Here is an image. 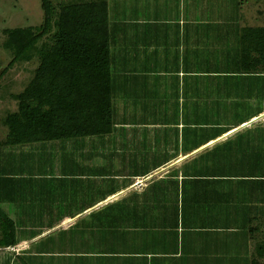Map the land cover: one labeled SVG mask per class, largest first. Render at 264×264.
Segmentation results:
<instances>
[{
    "label": "trees",
    "instance_id": "1",
    "mask_svg": "<svg viewBox=\"0 0 264 264\" xmlns=\"http://www.w3.org/2000/svg\"><path fill=\"white\" fill-rule=\"evenodd\" d=\"M40 1L43 20L35 34L30 28L7 31L8 41L16 51L15 61L47 34H52L54 44L39 53L40 63L34 83L17 95V112L6 118L7 138L13 149L8 152L0 149V204L17 203L22 188L28 191L29 187L33 188L30 198L36 199L39 193L43 194L44 177H58V183L67 181L66 188L69 190L77 186L75 178L78 176L95 178L90 182L100 192L96 203L102 202L130 186L136 177H145L180 154L186 155L264 113V28L240 29L238 15L234 17L236 19L231 16L232 12H238L236 3L232 12L225 15V24L205 21L198 24L199 28L224 31L225 49L219 50V53L214 51L218 53L214 56L199 54L198 71L194 78L196 100L192 101L191 110L189 104L184 106L180 131L177 112L172 115L173 119L166 118L156 127H143L141 145L132 143L129 149L125 147L118 152V158L123 161L120 169L109 166L114 163L111 161L116 160L117 153L111 151L107 143L106 148L110 150L107 153H94L92 157H87L86 153V157L82 156L91 159V166L81 164V155L76 160L73 153L63 156L62 163L53 156H47L38 159V162L34 158L27 160L21 166L25 158L20 155L19 149L27 144L68 142L88 137L108 140L115 128L110 56L104 39L105 3L55 7L51 0ZM252 104L259 106L254 113H246ZM113 137L115 140V134ZM129 138L133 140L135 136ZM164 176L148 183L145 195L170 194L176 200L178 176L192 178L206 190L210 185L220 186L219 183H225L226 188L229 179H239L240 182L233 185L248 186L250 192L256 194L255 202L264 208V121L215 144L180 169ZM239 191L238 195L244 192ZM88 197L90 204L82 203L79 207L81 212L96 204ZM1 205L0 224L3 230L0 248L10 249L42 233L40 231L31 234L28 239L19 240L16 222L8 217ZM117 205L107 204L91 217L99 221L103 231L112 228L111 221L124 219L120 214L110 216V208L115 209ZM73 217L61 215L55 224ZM77 224L71 226L69 232H76ZM258 247L260 261L252 264H264V242L261 241Z\"/></svg>",
    "mask_w": 264,
    "mask_h": 264
},
{
    "label": "crops",
    "instance_id": "2",
    "mask_svg": "<svg viewBox=\"0 0 264 264\" xmlns=\"http://www.w3.org/2000/svg\"><path fill=\"white\" fill-rule=\"evenodd\" d=\"M52 1L55 7L105 3L104 39L108 43L110 56L115 128L108 140L82 139L20 148L19 153L25 158L23 161L26 160L21 161L20 165L33 158L38 162V159L47 156H53L62 163L63 156L73 153L76 160L81 155V164L91 166V159L84 158L86 153L87 157H92L94 146L99 144L97 142L105 141L111 151L117 153L116 160L111 161L114 163L109 166L120 169L123 161L118 158V152L125 147L129 149L132 143L141 145L143 127H156L166 118L173 119L172 115L177 112L180 131L184 106L189 104L191 110V103L196 100L194 78L198 71L199 54L214 56L225 49L224 31L199 28L198 24L200 21L225 24V0ZM232 2L236 5V0ZM238 7V12L234 11L231 16L236 19L234 17L238 15L240 22L241 10ZM213 13L216 19L205 18ZM216 50L218 53L214 52ZM148 134L151 135L152 130ZM131 136L135 138L131 140ZM195 150L186 155L180 154L145 177H136L130 186L107 197L105 200L122 193L106 204L105 200L96 203V199H100V192L90 182L95 179L91 176L76 177L77 186L69 190L66 188L67 181L58 183V177H44V184L39 183V186L42 184L43 194L32 198L36 202L29 203L28 207L35 208L34 204L39 202L37 210H45L47 215L74 217L64 218L51 230L47 228L35 238L18 243L25 244L23 250L27 248L21 253L24 257L13 256L9 249L2 250L0 256L29 260L36 258L41 264H252L260 261L258 246L263 231L257 229L255 224L263 219L264 209L255 202L256 194L250 192L248 186L233 185L240 182L239 179H229L226 188L225 183H219L220 186L210 185L206 190L194 179L178 176L176 200L170 194L145 195L148 183L165 178L164 175L174 169H180L198 156L178 163ZM155 173L159 174L145 181ZM138 180H143L140 188L135 185ZM182 183L183 191L180 190ZM32 189L29 187L27 191L22 188L20 195L27 192L30 197ZM237 190L244 192L238 195ZM87 196L96 204L81 212L79 207L82 203H88ZM63 198H66L64 202ZM70 198L79 199L82 203L68 206L66 203ZM41 200H47L48 204H43ZM113 203L118 205L115 209L110 208V216L120 214L124 219L111 221L112 228L103 231L99 221L91 217L102 211L103 206ZM2 205H6V208L9 206L7 202ZM65 219H72L67 227L62 226ZM77 222L78 230L70 232L80 234L74 241L79 245L76 253L66 250L64 245L58 249L46 246L32 250V245L39 243L44 236L58 230L69 232Z\"/></svg>",
    "mask_w": 264,
    "mask_h": 264
},
{
    "label": "rangeland",
    "instance_id": "3",
    "mask_svg": "<svg viewBox=\"0 0 264 264\" xmlns=\"http://www.w3.org/2000/svg\"><path fill=\"white\" fill-rule=\"evenodd\" d=\"M60 1L62 0H54V3H58ZM66 1L68 2L69 0ZM236 3L238 4V6H240V10H241V18L238 24V27L240 29L243 30V29H252V28H262V29L264 28V0H240V1L236 0ZM233 5L235 4L232 2V0H225L226 16L232 10ZM205 18L216 19L217 17L213 13L212 16H205ZM42 20H43V11L41 8L40 0H0V149L5 150V152H8L11 149H13L11 146H9V140L7 138L8 128L6 125V118L10 114L17 112V107H18L17 95L22 93L28 86L34 83L36 77V71L40 63L39 53L44 48H49V49L52 48L54 44L52 39V34H47L44 37H42L34 47L27 50L22 56H20L15 61L13 59L15 57L16 51L8 41L7 31L16 28H21V29L30 28L35 34L37 32V29L41 26ZM11 61L14 62H12V64L10 65ZM258 106H259L258 104L250 105L249 108H247L246 113H250V114L254 113L255 112L254 110ZM263 121L264 118L259 120L258 122H255L245 127L244 129L238 132H241L249 127H253L258 123H262ZM233 135H231L230 137H232ZM230 137H228L227 139H229ZM93 138L95 139L96 137H88L86 139H93ZM50 142H44V144ZM97 143L101 144V146L99 144L95 146L94 149L96 154L100 155L101 152L103 153L108 152L109 148L108 147L106 148L105 141H98ZM34 145L37 146L38 143L27 144L21 147L26 148L28 146H34ZM210 148L204 150L203 152L209 150ZM97 158H98L97 162H99L100 156H98ZM65 200L66 198H63V202ZM71 200H69L66 203L68 204V206H72L74 204L78 206L82 203L81 200L79 199L78 200L71 199ZM16 202L17 203L7 202V204H9L7 208L6 205H1L2 203L0 205L1 208H3L8 212L7 213L8 217L12 219L13 222H16V226L18 228L17 233L19 232L18 233L19 240L28 239L31 234L33 235L35 233H39L40 231H44L47 228H48L47 230H51L54 224L56 223V221L59 219V216L47 215L45 210H37L39 202L34 204L35 208H32L31 206L28 207L29 203L36 202V200H32V198L28 197L27 192L23 193L22 195H19ZM41 202L45 205L48 204L47 200H41ZM51 204L53 206L52 201ZM30 209H32L33 211H30ZM64 221L69 222L68 224L65 225L64 223H62L63 227H67L71 223L72 219H65ZM255 225L257 226V229L263 231L262 242H264V220H261L260 223L258 222ZM2 230L3 227L0 224V237L2 234ZM79 236L80 234L78 235V233H70V232H64L62 230L60 231L58 230L55 233H51L48 234L47 236H44L42 239H40L41 241L39 243L33 244L32 250L46 246L50 247V249H56V248L58 249L61 248L62 245H64V248L66 247V250L76 253L79 245L76 244L74 241H77ZM24 246L25 244H19V245L17 244L16 249L14 248L15 247L14 246L12 247V249L10 248L9 251L13 253L12 254L13 256L24 257L21 254L23 253V251H27L26 250L27 248L24 250L22 249ZM2 250L5 251L4 248H0V252ZM45 260L46 259H42V261ZM9 263L10 264H41L39 259L36 258L34 259L31 258L29 260L28 258L13 259L8 255L0 256V264H9Z\"/></svg>",
    "mask_w": 264,
    "mask_h": 264
},
{
    "label": "water",
    "instance_id": "4",
    "mask_svg": "<svg viewBox=\"0 0 264 264\" xmlns=\"http://www.w3.org/2000/svg\"><path fill=\"white\" fill-rule=\"evenodd\" d=\"M264 118V113L258 115L257 117L251 119L250 121H248L247 123H244L242 125H240L239 127H236L234 128L233 130L229 131L228 133H226L225 135L219 137L218 139L214 140V141H211L209 143H207L206 145L198 148L197 150H195L193 153L185 156L184 158H182L178 163H180L181 161L185 160V159H188L190 158L191 156H194V155H197L199 153H202L204 150L214 146L215 144L221 142V141H224L225 139H227L228 137H230L231 135L237 133L238 131L244 129L245 127L255 123V122H258L259 120L263 119ZM159 173H155L154 175L150 176L149 178H147L145 181H148L149 179H151L153 176L157 175ZM122 193H120L119 195H116L110 199H107L104 201V204L108 203L110 200H112L113 198H116L118 196H120Z\"/></svg>",
    "mask_w": 264,
    "mask_h": 264
},
{
    "label": "built area",
    "instance_id": "5",
    "mask_svg": "<svg viewBox=\"0 0 264 264\" xmlns=\"http://www.w3.org/2000/svg\"><path fill=\"white\" fill-rule=\"evenodd\" d=\"M136 187L140 188L143 185V180H138L135 182ZM12 249V248H11Z\"/></svg>",
    "mask_w": 264,
    "mask_h": 264
},
{
    "label": "bare ground",
    "instance_id": "6",
    "mask_svg": "<svg viewBox=\"0 0 264 264\" xmlns=\"http://www.w3.org/2000/svg\"><path fill=\"white\" fill-rule=\"evenodd\" d=\"M68 223H69V222H68V221H66V222H64V225H65V224H68ZM14 248L16 249V246H15Z\"/></svg>",
    "mask_w": 264,
    "mask_h": 264
}]
</instances>
